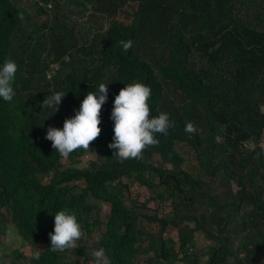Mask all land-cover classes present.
I'll return each mask as SVG.
<instances>
[{"label": "trees", "instance_id": "trees-1", "mask_svg": "<svg viewBox=\"0 0 264 264\" xmlns=\"http://www.w3.org/2000/svg\"><path fill=\"white\" fill-rule=\"evenodd\" d=\"M31 1L0 0V68L18 64L13 101L0 98V235L32 249L13 246L3 258L84 264L103 247L111 264H264V0ZM126 7L128 21L119 18ZM129 39L125 54L118 42ZM51 63L62 75L48 77ZM136 82L152 89L151 115L168 113L175 126L143 159L120 163L108 147L110 117L120 90ZM101 83V134L64 165L48 128L62 129ZM57 91L66 95L46 119L51 109L40 105ZM189 121L195 134L185 132ZM90 152L101 159L79 166ZM64 209L84 236L98 231L93 250L82 239L50 250ZM168 225L174 237L163 235Z\"/></svg>", "mask_w": 264, "mask_h": 264}, {"label": "clouds", "instance_id": "clouds-1", "mask_svg": "<svg viewBox=\"0 0 264 264\" xmlns=\"http://www.w3.org/2000/svg\"><path fill=\"white\" fill-rule=\"evenodd\" d=\"M37 3L43 6L41 0ZM50 8L51 4L47 3ZM21 20L23 14L19 15ZM118 46L123 53L133 47L132 40H120ZM58 70L56 63H51L48 68V77ZM18 71V64L11 58L5 60L0 68V98L5 102H12L16 95L13 84ZM108 84L101 83L96 91L87 93L81 102L79 111L71 119L64 121L62 129L49 127L46 139L52 142V148L59 153L60 157L67 160L71 153L76 150L89 152L90 145L100 136L101 109L108 98ZM152 89L145 83H129L122 88L115 97L111 119L114 121L113 142L108 147L114 149L115 156L120 163L131 159H143L145 151L151 147L159 146L157 134L168 135V130L175 125L170 120L169 114L159 113L157 116L151 115L149 101ZM66 92L57 91L44 98L41 108L51 109L46 117L53 116L59 110L62 99ZM198 131L193 122L185 124V132L189 135ZM84 235L83 228L77 220L75 213H70L68 209L60 210L55 215V227L49 233L51 247L50 250L56 253H63L66 250L77 248V241ZM94 264H111L105 255L103 247L93 250ZM32 259L39 260L40 252L31 254Z\"/></svg>", "mask_w": 264, "mask_h": 264}, {"label": "rangeland", "instance_id": "rangeland-1", "mask_svg": "<svg viewBox=\"0 0 264 264\" xmlns=\"http://www.w3.org/2000/svg\"><path fill=\"white\" fill-rule=\"evenodd\" d=\"M23 4L28 7V6H31L32 1L31 0H23ZM124 12H125L124 14L123 13L119 14V18L124 20V21H128L130 17L126 13L131 12V7H126ZM72 57H74L73 59L76 60L77 57H79V56H77V54L76 55L72 54ZM58 74L62 75L60 69L58 70ZM183 153L186 155V157H187L189 162H192V163L194 162L193 156L190 153V151L185 149L183 151ZM89 159L100 160L101 156L99 154H96V152L86 153L85 155H83L80 158V162L78 163V165L80 166V165L86 164ZM67 162H68V160H64L63 161L64 165H66ZM152 203L153 202H151V204ZM100 208H101V210L105 211L106 208H108V206H107L106 203H100ZM165 209H168V207H166ZM160 212H162V211H160ZM159 215H162V213H159ZM156 227H158L157 223H155L153 226H151V228L145 227V229L146 230H151V229H156ZM9 233H11V232L9 231ZM9 233H5V234L0 235V260L3 258V253L9 252L12 249L11 247H13V246L19 248L22 255H29L31 253V250H32L30 245H26V244L25 245H21L18 242L10 243V241H9ZM145 233L147 234L148 232H145ZM175 234L176 233H175V230L172 227V225H168L165 228L164 233H163V235L165 237H168V236L174 237ZM197 234L198 233L196 232V235ZM92 235H94V236H92ZM92 235L89 236V237L83 235V237L81 239L83 240L82 242H83L84 245H86V247L89 246L87 248H90V249L93 250V248H94L93 247V243H94L93 239H96L98 237V231L97 232H93ZM196 241H200V242L204 241L203 236L200 235V233L197 235ZM82 242H80V243H82ZM39 247H43V244H40ZM71 254L75 255L74 252H72ZM76 257H77V260H79L80 262L84 260L83 257H81V256H76ZM2 260H3L4 263L0 262V264H20V261H18L17 259H15L13 256H10V255H6ZM84 264H94V258L86 257V259L84 260Z\"/></svg>", "mask_w": 264, "mask_h": 264}, {"label": "built area", "instance_id": "built-area-1", "mask_svg": "<svg viewBox=\"0 0 264 264\" xmlns=\"http://www.w3.org/2000/svg\"><path fill=\"white\" fill-rule=\"evenodd\" d=\"M262 149L264 150V146L262 145Z\"/></svg>", "mask_w": 264, "mask_h": 264}]
</instances>
